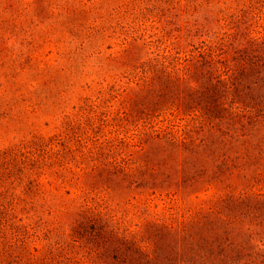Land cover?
Listing matches in <instances>:
<instances>
[{
  "label": "rangeland",
  "instance_id": "1",
  "mask_svg": "<svg viewBox=\"0 0 264 264\" xmlns=\"http://www.w3.org/2000/svg\"><path fill=\"white\" fill-rule=\"evenodd\" d=\"M248 6L264 20V0H0V264L77 260L86 213L136 235L222 194L127 192L100 175L134 172L152 134L191 127L170 110L130 115L143 82L125 51L135 64L173 56Z\"/></svg>",
  "mask_w": 264,
  "mask_h": 264
},
{
  "label": "trees",
  "instance_id": "2",
  "mask_svg": "<svg viewBox=\"0 0 264 264\" xmlns=\"http://www.w3.org/2000/svg\"><path fill=\"white\" fill-rule=\"evenodd\" d=\"M243 10L218 17L219 31L173 56L135 64L125 51L143 82L130 115L170 110L191 127L152 134L134 172L100 175L127 192L222 194L181 221H147L136 235L86 213L70 235L80 257L39 264H264V20Z\"/></svg>",
  "mask_w": 264,
  "mask_h": 264
}]
</instances>
